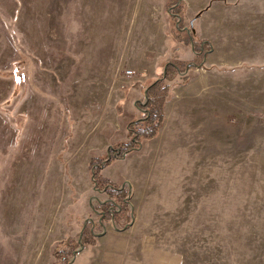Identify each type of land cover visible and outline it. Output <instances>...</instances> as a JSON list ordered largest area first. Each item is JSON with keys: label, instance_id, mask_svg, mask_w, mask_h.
<instances>
[{"label": "rangeland", "instance_id": "1", "mask_svg": "<svg viewBox=\"0 0 264 264\" xmlns=\"http://www.w3.org/2000/svg\"><path fill=\"white\" fill-rule=\"evenodd\" d=\"M226 5L231 62L173 81L158 135L125 156L133 217L110 228L90 154L139 82L193 55H176L165 0H0V264H52L83 226L142 229L132 264H264V0ZM109 242L64 264H121Z\"/></svg>", "mask_w": 264, "mask_h": 264}, {"label": "trees", "instance_id": "2", "mask_svg": "<svg viewBox=\"0 0 264 264\" xmlns=\"http://www.w3.org/2000/svg\"><path fill=\"white\" fill-rule=\"evenodd\" d=\"M208 7L198 12L193 20L197 19L200 14ZM185 5L182 0H168L166 10L171 20L174 21L176 42L189 46L193 53L190 61L173 60L164 63L165 70H161L160 76L148 84H142V99L135 102V108L140 112V117L131 119L125 126L126 138L124 141H118L109 145L102 154L92 156L88 163L87 169L89 173V181L93 191L104 197L100 201V205L96 209H92V213L97 214L98 223L103 225L106 223L117 224L120 220L123 225H127L129 214L128 192L124 185H117L107 178L103 177L101 172L104 168L112 164L116 160H121L125 156L140 148L143 141H150L156 138L159 129L164 122L163 107L171 97V86L173 81L178 78L182 84L188 81V73L202 67V61L211 46L205 41H197L195 31L192 27H184L182 21L184 18ZM181 26V27H180ZM184 37L179 39L177 31H181ZM163 66V67H164ZM146 93L144 96V90ZM130 218L133 213L130 212ZM126 216V218H125ZM91 228H94L90 222ZM80 244L86 246H94L96 238L93 229L84 226L81 232ZM79 247V243L73 241L70 237L64 238L58 242L52 251V264L68 263V257Z\"/></svg>", "mask_w": 264, "mask_h": 264}, {"label": "crops", "instance_id": "3", "mask_svg": "<svg viewBox=\"0 0 264 264\" xmlns=\"http://www.w3.org/2000/svg\"><path fill=\"white\" fill-rule=\"evenodd\" d=\"M230 1L231 0H182L183 4L185 5L184 18L182 21L186 23L185 27L189 26L191 22V27L194 29L197 38L201 40H205L211 43L212 45L211 52L208 53L204 58V62H203L204 66L220 67L221 65H225L231 62V60L228 59L227 55L219 53L220 49H219V43L217 41L221 33H223L222 34L223 36H226L224 29H226L227 27L228 11L230 10V7L227 6L226 3ZM167 2L168 0H165V4ZM206 7L208 8L204 10L197 19L195 20L192 19L194 15H196L198 12L202 11ZM166 14L169 15L168 13ZM218 32L220 34H218ZM175 46H176L175 49L177 50L176 55L179 56L180 59L188 60L192 58L193 53L191 48H188L187 46L178 43ZM235 62L236 61H233V63ZM237 62L236 64L239 63V66L242 64L241 61L238 63ZM142 83L143 81L139 82V86H140L138 88L139 90L142 87ZM138 89L136 86L135 89H133V91L131 92V99H132L131 104L129 106H123L122 109L119 110L118 112V118L122 120L121 127L119 126L118 129L111 127L110 128L111 131L108 132L105 130L103 132V137L106 145L101 147V149L98 151H92L90 157L97 156L103 153V151L112 143L125 140L126 138L125 126L127 122L131 119L140 117V112L135 108V102L137 101L138 91H139ZM150 142L151 141H144L141 145V148L145 147ZM125 161L126 158L123 160L114 161L112 164H110L109 166H107L102 170L101 172L102 176L117 185H122L127 183L126 179L124 178L125 172L123 170L124 167L126 168ZM87 163H86V175L89 180ZM109 226L110 228H113L112 223ZM102 228H103V232H102L103 235L102 236L100 235L101 237L99 236L96 239V243L94 246H89V247L98 248V244L101 243V240L108 239L110 240L109 243L112 244V242H114V244H116V246H114L113 249L114 252L121 254V264H132L134 261L138 260V258L141 255V238L147 236V234H145L142 229H137L135 227L134 230L132 229V231L128 232L126 230L116 231V229H110L112 231H109V229H106L105 227ZM152 247L153 246H150L149 248Z\"/></svg>", "mask_w": 264, "mask_h": 264}, {"label": "water", "instance_id": "4", "mask_svg": "<svg viewBox=\"0 0 264 264\" xmlns=\"http://www.w3.org/2000/svg\"><path fill=\"white\" fill-rule=\"evenodd\" d=\"M189 25H190V27H191V22H190ZM164 70H165V66H164V68H163V72H164ZM145 93H146V89L144 90V96H145ZM122 187H123V184L121 185V188H122ZM83 227H84V226H83ZM83 227H82V229H83ZM82 229H81V232H82ZM81 232H80L79 238H81ZM80 242H81V241L78 242V243H79V248L76 249V251L73 253V257H72V258H74L76 252H77L78 250H80V248L83 246L82 244H80ZM70 262H71V260H70Z\"/></svg>", "mask_w": 264, "mask_h": 264}, {"label": "flooded vegetation", "instance_id": "5", "mask_svg": "<svg viewBox=\"0 0 264 264\" xmlns=\"http://www.w3.org/2000/svg\"><path fill=\"white\" fill-rule=\"evenodd\" d=\"M188 27H190V25Z\"/></svg>", "mask_w": 264, "mask_h": 264}, {"label": "built area", "instance_id": "6", "mask_svg": "<svg viewBox=\"0 0 264 264\" xmlns=\"http://www.w3.org/2000/svg\"><path fill=\"white\" fill-rule=\"evenodd\" d=\"M128 74H130V73H128Z\"/></svg>", "mask_w": 264, "mask_h": 264}]
</instances>
